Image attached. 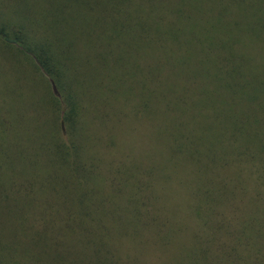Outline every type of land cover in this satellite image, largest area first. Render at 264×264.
Returning <instances> with one entry per match:
<instances>
[{
	"label": "rangeland",
	"instance_id": "rangeland-1",
	"mask_svg": "<svg viewBox=\"0 0 264 264\" xmlns=\"http://www.w3.org/2000/svg\"><path fill=\"white\" fill-rule=\"evenodd\" d=\"M211 1L215 7L203 13L202 22L205 20L206 25L216 22L215 27H218L220 22L233 19V10L226 6L227 1ZM154 2L156 0H0V24H7L11 34L22 32L34 36L47 32L57 46L58 43L63 47L68 44L74 51H81L86 59L80 64L84 65V89L90 106L96 110V126L89 127L93 134L88 143L95 148L91 159L105 164V174L101 176L106 178L103 179L105 186L94 187V194L110 197L121 191L114 188L111 173L116 165L125 166L137 174H117L122 178L118 180L124 182V177L129 176L130 187L146 186L149 195L146 198L155 199L159 205L216 211L218 217L209 219L204 230L216 231L218 223L217 235L225 232L227 248L209 258L212 264H264V13L249 16L244 32L237 36L239 47L235 49L236 58L232 63L234 74L224 66L219 68V78L217 71H213L214 74L200 84L201 96L190 97L193 87L185 84L184 79L176 85L177 96L183 103L182 112L191 110L200 114L198 121L202 120L197 128L200 141L197 155L192 152L193 144L187 143V132L193 125L185 121L176 133L183 150L188 148L191 152L187 156L191 166L185 161L190 174H181L182 167L172 174H152L154 160L149 156L145 158L141 147L146 144L144 153L148 155L147 146H151L155 137L154 128L150 123L140 125L139 110L147 95L145 90L141 91V86H147L141 77L153 71V63L149 61L143 68L138 67L142 29L133 26L141 24L142 17L151 18L152 11L156 14V8L153 10L150 5ZM158 11L171 15L167 5H159ZM104 15V19L110 17L108 21L118 22L116 25L125 20L124 32L119 35L120 28H115L117 35L110 44L107 43L110 39L101 34L103 20L96 22ZM255 23L260 24L255 26L257 30ZM106 45L107 49L116 50L106 65L98 67L92 55L90 64L87 51L91 54V48ZM114 61L120 63L114 64ZM35 76L34 68L21 52L0 42V111L13 120L16 115L27 114V123L33 124L32 127L16 121L0 124V264L60 261L53 246H61V240L56 236H48L49 239L38 235L42 225L34 214L42 206H50L51 193L59 188L71 192L72 184L70 174L57 168L53 170L45 161L44 128L37 123V118L43 119L46 113L39 84L33 81ZM148 84L151 87L146 104L154 108L156 83L151 78ZM99 86L112 88L116 93H97ZM65 180L67 185L62 189L61 183ZM130 191L144 194L135 189ZM119 226L129 232L130 225L129 228L124 223ZM50 233L56 234L57 230L52 229ZM106 240L110 251L96 255L100 261L117 262L118 256L121 264H126L124 261L189 264L195 259L193 255L157 252L151 242L136 238L114 236ZM77 243L78 240L72 242L79 246ZM77 253V259L83 262L81 249Z\"/></svg>",
	"mask_w": 264,
	"mask_h": 264
},
{
	"label": "trees",
	"instance_id": "trees-1",
	"mask_svg": "<svg viewBox=\"0 0 264 264\" xmlns=\"http://www.w3.org/2000/svg\"><path fill=\"white\" fill-rule=\"evenodd\" d=\"M225 1L226 6L229 5L233 10V19L220 22L218 27H215L216 22L206 25L205 20H201L204 12L215 7L211 0H171L168 4L156 0L150 4L153 10L156 8V14L152 11L151 18L142 17L141 24L133 26L142 29L138 67L143 68L144 63L149 61L153 63V71L141 77L147 82L146 87L141 86V91L145 90L147 95L139 110L140 125L149 126L150 123L154 128V140L150 147L147 146L148 155L144 153L146 144L141 147L144 157L149 156L154 160L152 174H172L178 167L183 168L181 174H190V167L185 161L190 165L187 156L191 152L188 148L183 150L180 140L176 139V133L185 121L193 125L192 130L187 132V143L189 146L193 144L192 152L197 155L196 149L200 147L197 128L202 120L198 121L200 114L191 110L182 112L183 103H180L177 96L176 85L184 79V83L194 90L192 93L190 89L189 96H201L200 84L208 75H213V71H217L219 78V68L224 66L234 74L232 63L236 58L235 49L239 47L237 36L245 30L249 16L264 13V0ZM159 5H167L171 15L158 11ZM104 17L105 15L99 16L96 22L103 20L101 34L110 39L107 40L110 44L113 42L112 37L117 35L113 31L115 28H120L119 35L124 32L125 20L116 25L118 22L108 21L110 17ZM255 26L259 27L260 24L255 23ZM8 32L9 26L0 24V42L9 48H15L29 60L36 74L33 81L36 80L41 90V103L46 116L43 119L37 118V123H41L44 128L42 138L45 161L53 170L57 168L64 174H70L72 184L71 192L61 191L59 188L60 191L51 193L48 196L50 206H42L34 214L38 215L42 225L38 235L42 234L47 238L56 236L61 240V246H53L56 248L53 252L60 258L59 263L50 261L48 264H121L118 256L117 262L100 261L98 257L110 251L105 242L114 236L151 242L157 252L164 254L195 256L189 264H212L210 257L225 252V232L219 234V237L217 235L219 224H216V231L204 230L209 219L212 221L213 217H218L216 211L201 207L190 209L159 205L155 199L146 198L149 196L146 194V186L130 187L127 184L129 176H125L124 182H120L122 178L117 174H137L130 172L125 166L116 165L111 173L114 174V188L121 191L110 197L93 193L94 187L105 186L103 179L106 178L101 176L105 174V164L91 159L95 148L88 143L93 134L92 131L89 132V127L96 126V110L90 106L84 89V65L80 64L86 59L81 56V51H74L68 44L63 47L58 43L57 46L47 32L42 34L45 37L37 33L32 36L29 33L24 35L22 32ZM107 45L91 48V54L87 51L86 57L90 64L92 55L98 67L103 63L106 65L107 60H110L108 58L116 53L115 49H107ZM113 63L118 64L120 61ZM151 78L157 85L154 108H149L146 104L151 87L148 79ZM100 92L108 95L116 93L112 88L105 89L103 86L98 87L97 93ZM111 98L116 102V99ZM23 114L14 116L13 120L12 116L2 110L0 124L7 125L16 121L32 127L30 121L27 123V114ZM96 133L100 137L98 130ZM175 160L180 163L174 162ZM66 185L65 180L61 183V188L64 189ZM132 189L143 191L144 194H134L130 191ZM53 203L57 205L53 206ZM120 223L128 228L130 225L129 232L124 231L119 226ZM52 229H56L57 233L51 234ZM75 240H78L79 246L72 244ZM80 249L83 262L77 259V251Z\"/></svg>",
	"mask_w": 264,
	"mask_h": 264
}]
</instances>
